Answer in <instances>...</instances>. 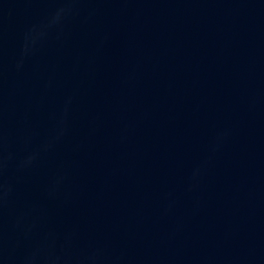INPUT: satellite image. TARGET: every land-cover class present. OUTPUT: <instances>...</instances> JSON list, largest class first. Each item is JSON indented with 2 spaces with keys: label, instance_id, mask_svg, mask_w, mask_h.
<instances>
[{
  "label": "water",
  "instance_id": "obj_1",
  "mask_svg": "<svg viewBox=\"0 0 264 264\" xmlns=\"http://www.w3.org/2000/svg\"><path fill=\"white\" fill-rule=\"evenodd\" d=\"M0 264H264V0H0Z\"/></svg>",
  "mask_w": 264,
  "mask_h": 264
}]
</instances>
